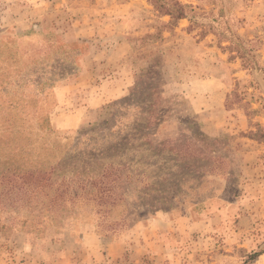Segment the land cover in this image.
Wrapping results in <instances>:
<instances>
[{
  "label": "rangeland",
  "instance_id": "374dc122",
  "mask_svg": "<svg viewBox=\"0 0 264 264\" xmlns=\"http://www.w3.org/2000/svg\"><path fill=\"white\" fill-rule=\"evenodd\" d=\"M181 1L242 18L260 68L188 18L132 48L169 19L146 0H0V172L131 173L115 228L12 224L0 264H264V142L240 136L264 128V0Z\"/></svg>",
  "mask_w": 264,
  "mask_h": 264
},
{
  "label": "trees",
  "instance_id": "16d2710c",
  "mask_svg": "<svg viewBox=\"0 0 264 264\" xmlns=\"http://www.w3.org/2000/svg\"><path fill=\"white\" fill-rule=\"evenodd\" d=\"M146 1L157 14L167 15L169 19L155 32L132 38V48L156 41L163 28L172 29L178 20L188 18L187 31L200 28L201 36L214 34L218 46L228 53V58H239L243 68H260L258 55L247 45V40L237 33V27L243 19L228 17L222 6L217 10L211 8L205 11L201 6L181 0ZM222 42L227 44L222 45ZM241 99L242 94L234 89L227 95L226 107ZM240 136L264 142V128L256 124L255 130L240 133ZM33 161L32 168L28 164L26 169L24 162L20 161L19 164L14 161L10 163V171L5 169L0 172V213L9 211L18 214V218L10 223L0 220V231L8 229L12 224H20L33 231L44 226H60L71 216L82 212L93 213L95 226L103 229H113L122 223L111 212L124 196L119 190L123 183L130 181V172L123 173L110 163H105L100 170L84 173L73 172L65 164L58 167L49 165L45 169L42 161Z\"/></svg>",
  "mask_w": 264,
  "mask_h": 264
}]
</instances>
